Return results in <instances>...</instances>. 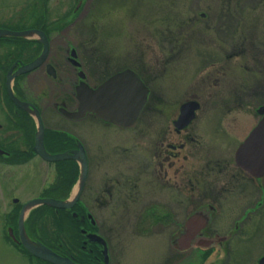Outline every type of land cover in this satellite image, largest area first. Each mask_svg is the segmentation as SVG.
Segmentation results:
<instances>
[{
	"label": "flooded vegetation",
	"instance_id": "1",
	"mask_svg": "<svg viewBox=\"0 0 264 264\" xmlns=\"http://www.w3.org/2000/svg\"><path fill=\"white\" fill-rule=\"evenodd\" d=\"M92 1L64 0L59 5L62 7V13L57 16H49L45 4H42L44 12L41 25L37 22L39 26H35L37 23L34 24L32 18L20 17L17 21L9 22L23 23L25 28H8L17 32L42 30L50 43L42 64L17 76L12 85L14 88L18 80L32 76L39 89L47 88L41 96L38 94L33 98L23 97V94L14 88L17 98L28 103L31 110L21 108L9 98L7 75L12 68V73H15L23 65L31 64L39 58L44 45L39 42L38 37H3L16 39L9 45L13 48L11 55L8 53L10 57L6 56V53H0V75L4 76L2 81L0 80V191L2 194L6 191L7 195H3L9 196L12 206L6 213L0 214V219L11 222L5 224L6 227L2 224L5 240L16 250L24 249L17 241L20 239L19 215L25 204L34 198L23 200L21 196L14 195L16 187L20 185L16 183L17 178L11 175V172L15 168L25 167L37 158L44 166H53L54 178L58 179L59 185L57 191L53 192L52 187H48L37 197L48 198L53 193L64 199L75 193H80V199L89 197V201L86 200L89 204L86 206L94 215L96 231L104 236L109 244V251L111 240L102 232V210L111 212L109 217L114 218L113 223L140 224V232L144 236L158 234L162 237L169 234L173 250L192 252L183 264H201L200 249H212L210 257L216 251L219 252L220 256L211 264H231L233 246H242L252 240L248 231L261 228L264 218V175L257 177L236 161L239 146L252 130L244 131L240 121V118L248 120L249 112L237 110L216 114L197 113L191 121L184 124L178 123L180 113L173 117H157L163 101L154 98L152 88L159 73L151 71L150 68L160 66L158 71L165 76L170 74L173 65L180 63L183 42L181 37L184 35L180 33L179 28L194 21L191 8H185L179 17L173 20L170 25L173 29L170 37L159 41L161 45L170 41L173 45L170 48L162 47L159 54H151L148 60H142L143 66L140 70L127 59L124 60V66H121L122 62H117L115 57L95 60L90 54V44L82 41L63 46L52 41L53 33L57 37H65L83 21L92 19L93 13L87 9ZM126 6V0H110L105 14L113 20ZM201 17L205 19L207 15L201 13ZM57 23H62L61 30H55ZM6 24L0 23V28H5ZM1 39L0 37V47H5ZM29 52L32 53L26 59L23 54ZM110 66L111 69L105 71ZM128 69L137 72L149 93L141 115L131 127L107 123L91 112L77 120L65 114L67 111L78 110L76 90L81 82L96 89L107 79ZM144 71L147 76H144ZM195 95L183 98L180 106L194 100L201 105ZM36 109L46 129L45 149L51 154L78 150L77 145L74 146L68 140L64 142L67 147L61 149L62 151L55 152L51 149L63 144L60 134L64 131L61 129L69 130L74 135L80 132L77 123L79 120H95L92 125L98 127L102 133L101 139L94 142L91 139L85 141L84 157L78 155L76 158L57 162L45 160L36 150ZM147 110L151 117L141 118L143 111ZM55 113H59L69 122L56 133H49V119ZM71 162H74L75 168H72ZM84 162L86 176L82 180ZM25 176L19 178L18 182L25 181ZM11 181L17 185L13 186ZM42 182L46 184V180ZM29 183L30 181L24 185L25 189ZM74 208L78 211L82 209L77 205ZM134 208L139 210L135 212V220H132L131 209ZM27 225L26 221L27 233L37 240ZM261 257H264V253Z\"/></svg>",
	"mask_w": 264,
	"mask_h": 264
},
{
	"label": "rangeland",
	"instance_id": "2",
	"mask_svg": "<svg viewBox=\"0 0 264 264\" xmlns=\"http://www.w3.org/2000/svg\"><path fill=\"white\" fill-rule=\"evenodd\" d=\"M62 2L64 0H0V23H7L4 25L7 29L19 30L25 28L23 23L9 22L22 17L32 18L34 24L39 22L41 25L44 12L42 4H45L49 16H57L62 13V7H59ZM126 3L127 9L118 12L112 20L105 14L110 0H93L87 6L93 13L92 19L83 21L65 37H57L53 33L52 41L62 46L82 41L90 44V54L95 60L115 57L124 66V60L127 59L142 70V60H148L151 54H159L162 47L170 48L173 45L171 41L164 45L159 44V41L170 37L173 20L185 8H191L194 21L179 28L184 35L181 37L183 42L180 63L173 65L170 74L165 76L158 71L160 66L150 68L151 71L159 73L152 88L154 98L163 101L161 112L156 116L173 117L179 114L183 98L196 94L201 102V108L197 111L200 114L246 110L249 112L248 120L240 118L244 131H249L259 122L257 108L264 105V0H126ZM201 13H205L207 17L203 19ZM39 23L35 26H39ZM61 24H55V30H61ZM30 37L37 38L36 35ZM12 49L10 46H3L0 47V53H6L10 57ZM31 53L23 55L27 59ZM110 69L111 66L105 71ZM147 75L144 71V76ZM3 77L0 75L1 81ZM14 88L27 98L38 94L41 96L47 89H39L32 76L18 80ZM150 117L148 110L143 111L141 118ZM94 121H77L80 128L77 137L84 143L88 139L92 142L101 139L102 133L98 127L92 125ZM68 122L59 113H55L49 119L47 129L49 133H56L61 127H66ZM61 130L65 133L61 132L63 134H60V139L65 140L67 132L70 131ZM65 147L67 146L60 144L51 150L62 151ZM11 175L16 176V183L20 185L16 187L14 195L21 196L23 200L36 199L48 187H52L53 192L59 187L58 179L54 178L53 166L48 168L37 158L23 168H15ZM23 175H26L25 181L18 182ZM44 180L46 184L42 182ZM29 181L30 185L25 189L24 185ZM11 183L13 186L17 185L12 181ZM3 194L7 195L6 191ZM3 194L0 191V214L6 213L12 207L9 196L5 197ZM50 196L56 199L60 197L57 193ZM82 200L89 204V197ZM138 210L139 208L131 209L132 220H135V212ZM54 213V210L48 214L45 210L38 212L37 217L32 218L27 227L32 224L33 229L38 231L34 235L37 240L40 239L48 247H54L61 252L63 237L57 234ZM110 213L106 210L100 212L104 223L102 232L111 240L110 264H183L191 256L192 252L173 250L169 234L162 237L158 234L144 236L140 232V224L113 223L114 218L109 217ZM2 224L6 227L11 222L0 219V264H43L42 261L30 257L24 249L12 248L4 238ZM249 232L252 240L242 246H233L231 264H259L260 255L264 253V218L261 228ZM216 255H212L209 261L220 256Z\"/></svg>",
	"mask_w": 264,
	"mask_h": 264
},
{
	"label": "water",
	"instance_id": "3",
	"mask_svg": "<svg viewBox=\"0 0 264 264\" xmlns=\"http://www.w3.org/2000/svg\"><path fill=\"white\" fill-rule=\"evenodd\" d=\"M32 35H36L39 42L44 45L42 55L37 58L31 64L23 65L17 72H13V68L9 71L7 77V88L10 99H13L18 106L24 109L31 110L28 107V103L21 101L14 94L12 88V81L19 75L32 71L39 67L47 56L50 43L46 33L42 30L30 29L27 31H13L10 29L0 28V37L24 36L29 38ZM51 74V69L49 68ZM79 108L76 112H66V114L74 119L83 118L87 112H92L97 116H100L106 122H114L123 126H131L140 116L141 110L146 105L148 99V88L141 80L140 76L131 69L119 72L117 75L107 79L104 83L98 86L96 89L91 88L89 84L81 82L77 86L76 90ZM200 108V104L197 101L186 102L180 108L179 124L187 123L191 121L196 115V110ZM35 115L38 119V131L35 137L36 150L41 153L43 158L49 161L66 160L68 158H76L78 155L84 157L85 153L82 146L78 151L71 153H62L53 155L45 149V129L43 120L40 117L39 111L36 109ZM258 113L262 115L259 123L251 130L249 136L245 139L237 150L236 161L249 173L255 174L257 177L264 175V106H260ZM85 162L83 163V176L85 178ZM80 193L73 197L70 201L57 200L53 198H37L31 200L25 204L23 210L20 213L19 227H20V243L26 248L28 252L33 254L37 258H41L52 264H79L70 257L59 255L51 247H47L42 241L33 240L26 232L25 220L27 214L37 208L40 205H51L56 208L73 207L78 201ZM11 235L12 232H10ZM14 237V236H13ZM90 240L102 243L104 247L103 254L105 255V261L108 263V247L105 241L98 235H90ZM16 239V238H15ZM17 240V239H16ZM18 241V240H17ZM260 264H264V258L260 261Z\"/></svg>",
	"mask_w": 264,
	"mask_h": 264
},
{
	"label": "trees",
	"instance_id": "4",
	"mask_svg": "<svg viewBox=\"0 0 264 264\" xmlns=\"http://www.w3.org/2000/svg\"><path fill=\"white\" fill-rule=\"evenodd\" d=\"M16 39L14 38H2V44L3 45H10L11 42H15ZM72 185V183H71ZM46 211L47 214L49 212H53V208L51 206H40L38 207V209L34 210L31 213V217L29 219V221H31V219L38 214V212L40 211ZM55 211V210H54ZM56 213V212H55ZM54 213V219H55V223L58 226V235H61L63 237L62 242H61V252L57 249H55L54 247H52L55 251H57L58 253H62L68 257L73 258L75 261L81 263V264H94V262L98 261V259L102 258L103 255H101L99 246L93 244L91 246V249L88 251L86 249L85 246H83V240H85V235L82 234L81 232V223L78 219L74 218V216L72 214L67 213V211L60 209L58 211V213L55 214ZM37 217V216H36ZM33 222V221H32ZM31 226V232L32 235L34 236L35 234H37V230L34 228L32 224ZM26 251V250H25ZM26 253H28L26 251ZM30 257L35 258L30 252L28 253ZM37 259V258H35ZM39 260V259H38ZM42 261L43 264H49L43 260H39Z\"/></svg>",
	"mask_w": 264,
	"mask_h": 264
}]
</instances>
